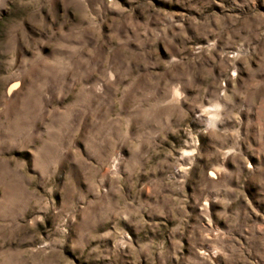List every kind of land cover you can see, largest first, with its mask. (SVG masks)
Masks as SVG:
<instances>
[{"label":"rangeland","instance_id":"1","mask_svg":"<svg viewBox=\"0 0 264 264\" xmlns=\"http://www.w3.org/2000/svg\"><path fill=\"white\" fill-rule=\"evenodd\" d=\"M0 264H264V0H0Z\"/></svg>","mask_w":264,"mask_h":264}]
</instances>
